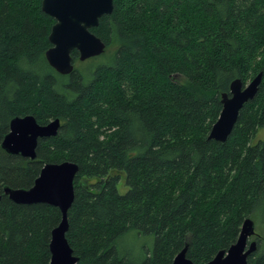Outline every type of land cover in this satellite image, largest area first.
<instances>
[{"label": "trees", "instance_id": "16d2710c", "mask_svg": "<svg viewBox=\"0 0 264 264\" xmlns=\"http://www.w3.org/2000/svg\"><path fill=\"white\" fill-rule=\"evenodd\" d=\"M54 23L42 0H0V264L50 263L60 209L4 189L29 188L64 160L79 165L67 232L76 264H171L186 245L207 264L247 217L258 243L248 264H264V0H114L92 29L106 50L85 61L75 50L70 74L46 58ZM259 72L227 140L209 138L222 93ZM26 114L61 120L35 159L2 147Z\"/></svg>", "mask_w": 264, "mask_h": 264}, {"label": "water", "instance_id": "95a60500", "mask_svg": "<svg viewBox=\"0 0 264 264\" xmlns=\"http://www.w3.org/2000/svg\"><path fill=\"white\" fill-rule=\"evenodd\" d=\"M113 8L114 0H42V10L55 19L49 34L51 46L46 50L50 65L61 74H70L75 68V50L81 61L104 53L107 44L92 29ZM262 77L263 73L259 72L248 83L240 77L231 82L229 92L222 93V110L212 125L209 138L222 142L227 140L241 109L256 96ZM60 126L59 117L41 124L34 114L17 115L10 122L2 147L8 153L35 159L39 140L56 135ZM78 171V163L71 160L47 162L31 187L6 186L4 189L5 194L17 203H47L60 209L61 220L51 232L49 264H76L79 261L67 238L69 210L75 200L74 181ZM256 233V221L247 217L238 239L228 249L220 250L207 264H248L249 256L258 248L257 240L253 239ZM187 251L188 245L171 264H195Z\"/></svg>", "mask_w": 264, "mask_h": 264}, {"label": "rangeland", "instance_id": "374dc122", "mask_svg": "<svg viewBox=\"0 0 264 264\" xmlns=\"http://www.w3.org/2000/svg\"><path fill=\"white\" fill-rule=\"evenodd\" d=\"M77 65H79V62L76 63V66H77ZM263 134H264V133H262V135H263ZM127 189H128V187H127L126 184H125V175L122 174V179H121V181H120V183H119V190H120L121 193H124ZM257 227H258V229L260 228L258 225H257Z\"/></svg>", "mask_w": 264, "mask_h": 264}]
</instances>
